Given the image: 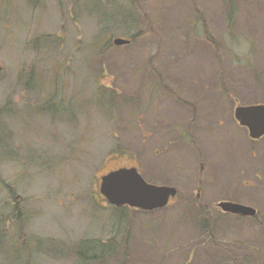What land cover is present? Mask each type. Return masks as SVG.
Returning <instances> with one entry per match:
<instances>
[{"label": "rangeland", "instance_id": "rangeland-1", "mask_svg": "<svg viewBox=\"0 0 264 264\" xmlns=\"http://www.w3.org/2000/svg\"><path fill=\"white\" fill-rule=\"evenodd\" d=\"M0 65V264H264V0H0ZM122 167L170 207L108 204Z\"/></svg>", "mask_w": 264, "mask_h": 264}, {"label": "water", "instance_id": "water-1", "mask_svg": "<svg viewBox=\"0 0 264 264\" xmlns=\"http://www.w3.org/2000/svg\"><path fill=\"white\" fill-rule=\"evenodd\" d=\"M117 46L127 45L129 40L123 38L114 39ZM2 66L0 65V71ZM264 116V105L238 107L236 118L241 125L247 126L252 136L264 135V127L261 128L260 119ZM251 119L250 121L248 118ZM257 120V124H256ZM253 124H256L254 127ZM258 133V134H257ZM100 193L107 202L116 207L129 206L141 210L152 211L167 206L169 199L175 197V187L150 184L142 177L136 167L120 168L109 172L101 178ZM219 207L224 212L255 216L257 210L235 202H221Z\"/></svg>", "mask_w": 264, "mask_h": 264}, {"label": "flooded vegetation", "instance_id": "flooded-vegetation-1", "mask_svg": "<svg viewBox=\"0 0 264 264\" xmlns=\"http://www.w3.org/2000/svg\"><path fill=\"white\" fill-rule=\"evenodd\" d=\"M259 105H264V103H256V104H253V105H238V106H236V108L234 109V119L236 120V122L240 125V127L241 128H244L247 132H248V134H249V136H250V139H251V144H255L256 146H259V147H257L256 148V150H258V149H260V145H259V143L262 141V140H264V135H262V136H257L256 134H255V136H252L251 135V132H250V130H249V128L247 127V126H244V125H241L240 124V122L238 121V119L236 118V109L238 108V107H250V106H259ZM248 118V117H247ZM248 120L250 121L251 119H249L248 118ZM256 124H257V120H256ZM256 124H253V126L255 127L256 126ZM259 125H261V128L262 127H264V116L263 117H261V119H260V124ZM258 134V133H257ZM264 144V143H263ZM263 146V145H262ZM254 153V152H253ZM123 168V167H122ZM127 168H131V167H127ZM101 194V193H100ZM177 194H178V191H177ZM177 194H176V196H177ZM176 196L175 197H171L170 199H169V202H168V204H167V206H165V207H163V208H160V209H164V208H168V207H170V205H171V203H172V201L176 198ZM101 197H102V199L103 198H105L102 194H101ZM198 197H200V192H198V194H197V198ZM107 201V200H106ZM228 202H230V201H228ZM108 203V202H107ZM221 203V202H220ZM220 203H218L217 204V206H216V208L217 209H220L223 213H225L226 215H232V216H236V217H255V216H242V215H237V214H232V213H228V212H224L223 210H222V208L221 207H219V204ZM244 205V204H243ZM246 206H249V205H246ZM249 207H251V206H249ZM121 208H123V209H129V208H131V207H129V206H122ZM253 208V207H252ZM131 209H138V208H131ZM199 209H210V207H207V206H204V205H200L199 206ZM254 209H256V208H254ZM205 211V210H204Z\"/></svg>", "mask_w": 264, "mask_h": 264}, {"label": "trees", "instance_id": "trees-1", "mask_svg": "<svg viewBox=\"0 0 264 264\" xmlns=\"http://www.w3.org/2000/svg\"><path fill=\"white\" fill-rule=\"evenodd\" d=\"M232 8V7H231ZM232 11H233V9L230 11L231 13H232ZM129 18H131V17H134V14L133 13H131L129 16H128ZM137 36H139V35H133L131 38H129L128 40H131L132 38H136ZM206 37H208V36H206ZM132 42V41H131ZM131 44V43H130ZM211 241H213V243L215 244V240L213 239V238H211ZM216 245H218V243L216 242ZM220 245V244H219ZM16 263H18V262H16Z\"/></svg>", "mask_w": 264, "mask_h": 264}]
</instances>
